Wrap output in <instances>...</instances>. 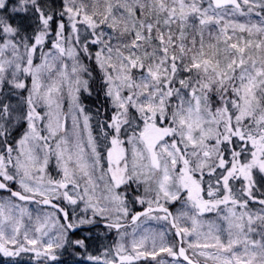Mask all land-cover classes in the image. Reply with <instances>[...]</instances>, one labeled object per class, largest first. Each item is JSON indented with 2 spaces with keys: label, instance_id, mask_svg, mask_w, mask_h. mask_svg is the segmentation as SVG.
I'll return each instance as SVG.
<instances>
[{
  "label": "snow or ice",
  "instance_id": "6c2138e0",
  "mask_svg": "<svg viewBox=\"0 0 264 264\" xmlns=\"http://www.w3.org/2000/svg\"><path fill=\"white\" fill-rule=\"evenodd\" d=\"M0 264H264V0H0Z\"/></svg>",
  "mask_w": 264,
  "mask_h": 264
},
{
  "label": "rangeland",
  "instance_id": "374dc122",
  "mask_svg": "<svg viewBox=\"0 0 264 264\" xmlns=\"http://www.w3.org/2000/svg\"><path fill=\"white\" fill-rule=\"evenodd\" d=\"M26 259V258H25Z\"/></svg>",
  "mask_w": 264,
  "mask_h": 264
}]
</instances>
